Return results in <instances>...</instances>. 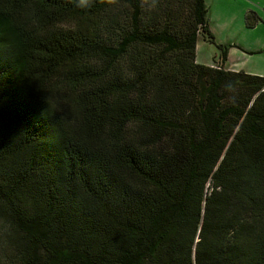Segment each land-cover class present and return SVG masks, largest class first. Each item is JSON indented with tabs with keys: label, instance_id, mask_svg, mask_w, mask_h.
Wrapping results in <instances>:
<instances>
[{
	"label": "trees",
	"instance_id": "trees-1",
	"mask_svg": "<svg viewBox=\"0 0 264 264\" xmlns=\"http://www.w3.org/2000/svg\"><path fill=\"white\" fill-rule=\"evenodd\" d=\"M207 13L0 0V264H264V76Z\"/></svg>",
	"mask_w": 264,
	"mask_h": 264
},
{
	"label": "crops",
	"instance_id": "crops-1",
	"mask_svg": "<svg viewBox=\"0 0 264 264\" xmlns=\"http://www.w3.org/2000/svg\"><path fill=\"white\" fill-rule=\"evenodd\" d=\"M235 0H205L206 5H207V9H208V27L209 30L212 32V35L215 37L216 41H217V31H216V26H219L221 24V19L220 21L217 19V17L219 18V16L222 14L223 12H226V10L231 9L232 12H234L235 17L230 18L229 16H226V18H224V23H223V29H228V31H230V28H235L236 26H242L243 23V18H242V12L236 14L235 10L233 9L234 6V2ZM258 15H260L259 17V21L257 22L256 25V34L254 35V40L253 43L251 44L250 47H247L245 44H243L242 40L236 42V40L233 38V36L231 35L229 37V39L227 40H222L220 41V43H232V46H230L227 49V55H226V59L224 61H222V53L221 50L218 53V51H216L217 53L214 55V57L217 58V61L215 63H212L211 57H205L203 59V53L205 50L203 47H199L200 44L205 45L203 42L201 43L200 41L198 42V49H197V60L202 61V64L205 65H209V66H216L217 64H223L224 68L229 69V70H233V71H239V70H244L247 71L249 73H253L259 76H264V53L260 54L264 51V44L262 47V43L264 42V33L263 36L259 35L258 30L262 29L264 30V13L261 14L260 12H257ZM239 20L238 22L236 20ZM205 39H208L209 41L211 40L208 36H203ZM260 42V47H262V52H259L260 49L256 46H254L253 44L255 42ZM237 45H241L243 48H249L250 53L252 54H248L246 55L245 52H242ZM247 50V49H246ZM203 51V52H202ZM206 51V50H205Z\"/></svg>",
	"mask_w": 264,
	"mask_h": 264
},
{
	"label": "rangeland",
	"instance_id": "rangeland-1",
	"mask_svg": "<svg viewBox=\"0 0 264 264\" xmlns=\"http://www.w3.org/2000/svg\"><path fill=\"white\" fill-rule=\"evenodd\" d=\"M234 2V6L233 9L235 10V13L238 14V13H241L242 12V20H243V23H242V26H236L235 28H230V31H228V29H223V23L225 22L224 21V18H226V16H229L230 18H233L235 17V14L234 12H232L231 9H228L226 10V12H223L222 14V17L221 15L219 16V18L217 17V19L220 21L221 20V24L219 26H216V31H217V41L215 39V37L213 36L212 40H208V39H205L203 37V35L199 36L198 37V40H197V45H196V56H197V49H198V42L200 41L201 43L203 42L205 45H202L200 44L199 47H203L205 50L204 53H203V56L201 59L205 58V57H211V60H212V63H215L217 61V56L214 57V55L217 53L216 51H218V53L220 52V48L219 46L222 45V46H232L233 42L230 44V43H220L221 39L222 40H227L229 39V37L232 35L233 38L236 40V42L242 40L243 44H245L247 47H250L251 44L253 43V40H254V35L256 34V25H248L246 23V20H245V14L246 13H250L251 16H249L250 19H252L254 17V13L257 14V12H260L261 14L264 13V0H235L233 1ZM258 17H260V15L257 14ZM237 22L239 21L238 19L236 20ZM262 24L264 23H261V26ZM259 32V35L260 36H263V33H264V30L262 29H259L258 30ZM212 33V32H211ZM263 44L264 42L262 43V47H263ZM254 46L258 47L260 49L259 52H262V47H260V42H255L253 44ZM239 48L237 49H240L242 52H245L246 55H250L252 53H250V50L249 48H243L241 45H237ZM228 47V48H229ZM202 51V52H203ZM264 51L260 54H263ZM196 60H197V57H196ZM198 63H203L202 61H198ZM244 71V70H243ZM246 73H249L247 71H245ZM250 74H253V73H250ZM256 75V74H254Z\"/></svg>",
	"mask_w": 264,
	"mask_h": 264
},
{
	"label": "clouds",
	"instance_id": "clouds-1",
	"mask_svg": "<svg viewBox=\"0 0 264 264\" xmlns=\"http://www.w3.org/2000/svg\"><path fill=\"white\" fill-rule=\"evenodd\" d=\"M109 2H111V0H109Z\"/></svg>",
	"mask_w": 264,
	"mask_h": 264
}]
</instances>
